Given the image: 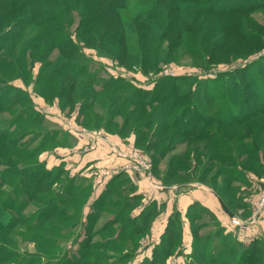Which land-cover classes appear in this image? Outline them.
<instances>
[{
    "label": "rangeland",
    "instance_id": "1",
    "mask_svg": "<svg viewBox=\"0 0 264 264\" xmlns=\"http://www.w3.org/2000/svg\"><path fill=\"white\" fill-rule=\"evenodd\" d=\"M23 1L20 0V3H23ZM255 1L128 0V5H123L120 12L127 17H131L134 22V19H137L133 27L137 35L133 38L132 43L135 47L141 45V49H137V53L146 52L149 55L153 54L154 57L149 60L150 65L155 59L160 61L159 66L153 69V71L151 68L143 66V61L138 55L134 58L138 59L141 64L129 65L127 62L128 58L119 61L113 57L117 55L114 50V45L102 44L97 41L94 45L89 46L86 44L89 37L85 38L86 40H83L84 42H79V38L76 37L77 29L81 21L76 11H69L68 17L66 16L67 20L64 19V22L71 24L69 29L73 33L77 46V50L73 53V56L77 57V59L72 63V67H75L76 71L84 70L89 72L84 76H79L77 86H81V88L77 87L74 89V102L68 104L60 89L63 84L64 86L71 85L70 93L74 85L67 81L66 76L55 80L50 87H47L45 84L43 85V80L40 85L38 84L40 76L46 79L48 73L56 66V61H52L51 59H48V61H40L38 55L30 61L27 56L23 60L24 63L20 62L21 70L19 71L15 68L9 75H5L7 69L0 63V73L1 75L4 74L6 81H8L5 85L0 83V99L4 93V91L1 92V89H6L10 86L18 89L16 92H12L11 100L5 101L4 111L0 113V128L4 129V135L1 138L6 152V156L4 157L6 164L0 167V183L2 182V189L5 194L9 195L11 192H16L17 194L16 200H11L13 229L9 234L1 233L0 244H4L8 250L11 248L14 249L15 253L20 254L17 260L11 258L6 261L7 264H142L146 259L145 257H151L153 247L157 243V241H151V236H154L151 232V227L148 230L149 238L148 236L142 235L141 238L136 237L133 240L120 239L117 241H114L113 235L117 233L118 229L108 239L109 234L95 236V229H91L98 228V226H95L94 222L89 221V227H86L84 213L86 215L90 210V205L95 202L92 199V193L95 189L93 185L95 182H93L91 177L86 178V182L84 183H80L79 181L74 183L78 190L80 189L85 192V196L75 198L72 202H68V198L63 199L69 193V184L65 183L68 174H70L69 170H64L65 172L56 184L57 188L55 190L47 191L50 185H52L51 183L60 176L61 168L66 167V163L57 162L54 159L56 153L60 151L67 154L77 153L78 155L73 158L79 161V164L84 165L90 159L88 158L90 153H84L85 150L102 144L100 140H103L101 141L103 143H108V139L120 141L117 143L120 147L117 146L119 149L116 152L119 156L123 157L122 155L127 154L122 150L131 149L130 144L132 142L130 143L129 141L134 139L132 144L134 152L141 153L151 163L150 170H148L151 174L149 178L159 184L158 186H176L179 190H184V187L189 182L191 184L195 182L197 185L201 184L209 188L216 197L217 195L211 185L215 188L226 186L229 190L227 194H224L226 198L229 197L232 202H237L238 200L244 201L249 206L250 201L255 197L257 192L264 188V176L259 177L251 173L243 174L239 168L237 152L240 153L242 151L243 145L247 143L251 144L250 139H243L241 142H238L236 138H230L232 134H225L232 141V145H230V148L234 151L232 153L228 150L224 132L216 130L218 131L216 133L212 127L205 130L204 134L209 133L211 135L207 139L199 138L183 143L184 139L179 130H167L165 132L162 130L164 126H168L167 120L170 119L172 121L174 118L176 119V116L181 112L180 108H176V116H169V118L167 116L164 119L161 116L162 108L159 103H153L151 106H146L145 103L154 99H151V97L157 96L155 89L157 82L159 84L160 80L169 77L177 78V83L184 81L186 84H184V89L187 91L193 78H198L199 82L197 83V87L198 89H202L206 86L207 82L218 76H223L222 83L225 80L228 82L231 81L234 78L233 72L240 71L244 67L251 66L250 71L247 70L248 73L256 75L255 73L258 67L254 66L253 63L263 61L262 63L264 64V4L262 5L260 3L258 6L256 4L252 5ZM259 1L262 2L264 0ZM241 3L246 6L252 5L253 8L246 9L242 13L227 11L220 13L214 11L219 7L225 9L232 7L234 4L240 5ZM185 4H188V6H196L198 4L199 7H208V12H213L217 15H204L205 13L202 10L199 11L198 9L190 7L184 8ZM204 9L207 10V8ZM181 10H189L187 13L197 16V21L199 22L198 24L194 19L189 21V24H187L188 29L182 33L183 37L181 41L174 42L177 39L174 41L170 39V36L165 33V27L155 28V31L149 37H141L138 25L140 22L149 18L150 15H156L159 19L156 27L162 24L164 17H168V14H172L170 20L176 25L179 23L175 22L174 19L179 14H182ZM37 19L34 18L32 21ZM166 20L163 22L164 26ZM203 22H206L204 24L206 27L209 26L207 30H205V26H203L205 28H201ZM179 25L183 26V24ZM230 26L239 27L242 30L250 31L259 36L253 37L251 41L246 42H244V39L241 41L236 40L235 37L230 35ZM191 29L199 31L200 34H203V31L205 34L206 31H209L210 36L224 32H228V34H225L222 39H215L216 51H214L213 58L204 60L203 56L199 58L198 53L189 50V48H198L201 44L197 36L193 35L194 32L193 34L190 33L192 31ZM179 32L176 29L173 36H178ZM39 35L40 31L35 25L29 28L27 32H24V35H21L19 39L9 40L6 35V37L4 36V40L1 38L0 51L3 49V53H9L11 45L21 46L25 42L29 43L24 41L26 36L28 38L35 37L39 39ZM45 37L47 36H42L39 43H42ZM93 42L91 41V43ZM177 45L181 46L178 47ZM202 46L204 45L201 44ZM157 47L160 49H156ZM172 47H177V49L170 51ZM131 60L132 63H135L134 59ZM47 64L50 65L47 66ZM262 73L264 74L263 71ZM228 74H230V77L227 76ZM95 79L97 80L96 83H94ZM82 84L92 87L100 84H109V89L116 92L113 96L115 99L113 98L111 103H108L107 100L103 103V106L109 111L103 112L101 114L102 117L97 114L95 116L97 123L94 126L84 125L85 113L90 111V109L86 110L85 107L86 104L94 102L93 108L98 111L99 102L90 100L92 94L91 96L89 92L85 94ZM208 84L211 85V83ZM257 85L260 87L255 86L258 88V93L255 96L264 95V75L263 77L257 76ZM179 98V102L185 104H189V100L191 102L195 101L201 107L200 111L206 116L212 115L213 117V115H217L219 117L217 114L218 111L207 107V101L200 94H197V97L192 95L186 97L184 95L183 97L179 96ZM218 99L220 102L224 99V92L217 95V102ZM15 101L17 104L11 110H8ZM115 102L118 105L117 107L114 106ZM257 104V101H253L251 110H255L260 114V109L255 106ZM122 105L124 107L120 108ZM113 109H118L119 111ZM115 113H121L122 116ZM131 113L135 114L133 125L129 121L131 119ZM98 116L106 120V126H102V122ZM147 118L153 124L150 129H147V135L141 140L142 142L135 146L138 133H135L134 125H137V123L145 125ZM180 123H184L183 120H180ZM202 124L204 123L200 121L199 128ZM175 133L177 134V138L170 142L168 137ZM242 133H244V136L250 134L246 130ZM5 134L7 136L12 135V137L8 138ZM154 135L157 136L153 140L162 142V147L170 146L168 148L170 150L169 154L165 152L161 155L164 156L167 154L166 159H163V161H159L161 156H158L161 148L154 147V149L149 150L150 146L147 140L154 137ZM89 137L92 140L89 142L90 144L87 141L85 142V139H89ZM260 138L263 141L264 135H261ZM11 141L16 144L17 150H12L11 147L5 146ZM215 141L218 144L214 147L219 151L220 156L212 158L208 153L213 148L209 146L205 149V143L209 144ZM79 142L82 143L81 147ZM93 142H95L94 145ZM33 151H37L34 156L32 155ZM195 152L197 155L194 154ZM175 153H180L184 159L179 160L182 168H179V170H181L182 175L177 179H173L171 182L162 183L163 176L165 177L170 170L168 164L170 162L169 159L173 158ZM209 158L212 160H209ZM45 161H47V165H45ZM55 164L59 165L58 169L54 168L53 165ZM247 164L253 168V163L250 162ZM91 168L88 167L90 173L92 171ZM123 170L132 169L126 166ZM205 172L208 173L204 177L203 173L205 174ZM261 172L263 173L264 171ZM184 174L186 176H183ZM121 175L124 174H118L116 177L119 178ZM215 175L217 176L212 183L211 180ZM202 178H204L203 181ZM55 191H63V195L61 194L63 198L56 199ZM121 193L129 195L128 191ZM144 193L147 196L149 195V193ZM94 199H96L95 196ZM217 199L220 201L218 197ZM69 200H72V198ZM140 203L141 198L135 199L133 205L126 210V214L140 206ZM168 203L172 204L171 201L163 204L168 205ZM163 204L162 206H164ZM220 204L228 216V222L226 224L221 221L223 223L221 225L224 226L223 232L220 231V226L216 224V219L202 209H200V211H203L202 219L196 220L193 225L196 228L197 224L202 225L199 229L202 235L200 242L203 243L206 238L210 239L211 242L208 250H211L213 246L217 247V244H219L222 248L221 254L224 252L226 255L235 246L241 253H244L255 239L262 241L264 246V221L250 231H242L240 228L231 224V219L238 215L235 205H233V208H236L234 211L229 207L228 211L224 203L220 201ZM118 209L108 207L103 211L101 210L99 213H102V217L98 225L100 224L99 226H102L104 221L112 217L113 213ZM198 209L196 208L195 211ZM54 213L56 215L53 217L52 215ZM71 214H74L75 217L71 216ZM262 220H264V216ZM77 222L80 225L75 229L73 226ZM219 231L221 232L220 238L213 241V236ZM184 244L185 242L183 243V248L181 245H177L179 247H176L175 255L168 259L166 264H194L190 258L194 249L193 242L191 247H188L189 244L186 246ZM186 248H191V251L188 253L184 250ZM126 254L128 256L123 257ZM211 255H216V253L212 252L210 253ZM218 255L221 257L220 254Z\"/></svg>",
    "mask_w": 264,
    "mask_h": 264
},
{
    "label": "trees",
    "instance_id": "2",
    "mask_svg": "<svg viewBox=\"0 0 264 264\" xmlns=\"http://www.w3.org/2000/svg\"><path fill=\"white\" fill-rule=\"evenodd\" d=\"M128 3V0H24L23 3H20V0H0V42L2 41L1 38L4 40V36L6 37V35L9 40L19 39L21 35H24V32H27V30L29 28H32V26L34 25L37 26L38 30L40 31V38H42V36L44 35L47 36L45 37V39H43L42 43H39L40 38H28V36H26L24 41H27L29 43L25 42L21 46L11 45L9 48L10 52L6 54L3 53L2 49L0 51V63L7 69L5 75H9V73L13 72L15 68L20 71V65L21 63H24L23 60L27 56L30 61H32V59H35L37 55L40 61H48V59H51L52 61H56V66L48 73L46 79L41 78L40 76L38 84L40 85L41 81L43 80V85L45 84L47 85V87H50L55 80L66 76L67 81L69 83L71 82L74 86L72 87L69 93L71 85L64 86L63 84L60 91L62 95L65 96L67 104L74 102L75 94L73 93V91L77 87L81 88V86H77L79 83V81L77 80L79 76H84L85 74H88L89 71H76L75 67H72V63L77 59V57L73 56V53L77 50V46L73 37V33L71 29H69L71 24H67V22H64L66 16L68 17L69 15V11H76V13L79 15V20L81 21V23L79 24V28L77 29L76 37L79 38V42H84L83 40H86L85 38L89 37L88 42H86V44L89 46L94 45V43H96L97 41L98 43L102 44L114 45V50L117 55L113 57H115L119 61H123L125 58H128L127 62L129 63V65L141 64L138 59L134 58L138 55L143 61V66L149 67L153 71V69L159 66L160 61L158 59H155L150 65L149 60L154 57L153 54L149 55L146 52L137 53V49H141V45L135 47V45L132 43L133 38L137 35V32L133 29V27L135 26V22H137V19H134V22L131 17H127L126 15L120 12L122 6L125 4L128 5ZM260 3L263 5L264 1L260 2L259 0H256L252 5L256 4L258 6L260 5ZM252 5L246 6L243 3H241L240 5L234 4L232 7H228L225 9L219 7L214 11L220 13L224 11L242 13L246 9L248 10L250 8H253ZM189 7L198 9L199 11L202 10V12L205 13L204 15L207 16L217 15L216 13L208 12V7H199L198 4L196 6H188V4H185L184 8ZM204 8H207V10H205ZM181 11L182 14H179L174 19V21L179 24H183V26H180L179 24L175 25V23L170 20V16L172 14H168V17H164L162 24L156 27V23L159 19L156 17V15H150L149 18L140 22L138 25L141 37H149L152 35L151 33L155 31V28L165 27V33L170 36V39H172L173 41L177 39L174 42L181 41L183 37L182 33L187 31V24H189V21L191 19L197 21V16L187 13V11L189 10ZM34 18L38 19L32 21V19ZM165 19L167 20L164 26L163 22L165 21ZM204 24H206V22H203L201 28L206 27V25ZM208 28L209 26H207L205 30H207ZM176 29H178L180 32L178 36L175 35L174 37L173 34H175ZM191 30L192 31H190V33L193 34L194 32L193 35L197 36L199 42L204 46L201 47L200 44V47L189 48V50L193 51L194 53H198L199 58L200 56H203L204 60H206L207 58H213L214 51H216L215 39H222L224 38L225 34H228V32H224L216 33V35L210 36L209 31H206V34L204 31L203 34H200L199 31H194L193 29ZM229 31L230 35L232 37H235L236 40L241 41L244 39V42L251 41L253 37L259 36L258 34H254L250 31L242 30L239 27L230 26ZM91 41L94 42L91 43ZM180 46L181 45H179L178 47ZM156 49L160 48L157 47ZM175 49H177V47H172L170 51H175ZM131 59H134L135 63H132ZM262 62L263 61H256L255 63H253L254 66L258 67L255 74L259 77H263L264 75L262 73V71L264 72V64ZM49 65L50 64H47V66ZM250 69L251 66L244 67L240 71L233 72L234 78L229 82L225 80L222 83L223 76H218L215 79L207 82L206 86L202 89H198L197 87V83L199 82L198 78H193L191 80V85H189V87L187 88V91L184 89V86L186 85L184 81L177 83L178 79L175 77L162 79L160 80L159 84L157 82V86L155 88L157 91V96L151 97V99H154L149 102H146L145 105L151 106L153 103H159L162 108L161 116L164 119L167 116L168 118L169 116H176V108H180L181 112L176 116V119L174 118L172 121H170V119L167 120L168 126H164L162 130L164 132L167 130H179L181 132L179 133L184 139L183 143H185V141H193L199 138L207 139L211 135L209 133L204 134L205 130L212 127L214 128L216 133H218V131L216 130H221L224 132V135L227 133L232 134L230 138H236L238 142H241L243 139H250L251 144L247 143L243 145L242 151H240V153L237 152L239 168L243 174L251 173L259 177H263L264 172L262 173L261 171H264V140L262 141L260 137L261 135H264V95L255 96L258 93V88L255 87L258 86L257 76L248 73L247 70L250 71ZM5 75H1L0 73V83L4 85L8 83V81H6V78L4 77ZM227 76L230 77V74H228ZM96 82L97 80L95 79L94 83ZM208 83H211V85ZM83 87L85 94H87V92L90 93V96L92 94L90 100L100 103H98V111L93 108L94 102L86 104L85 107L86 110L90 109V111L88 113H85V121H83L84 125L94 126L97 123V119L95 116L99 114L102 117L101 114L103 112L109 111L103 106V103L106 102V100L108 101V103H111L114 98L113 96L116 94V92L114 90L109 89V84H100L95 87H92L90 85H83ZM17 90L18 89L14 86H10L6 89H1V92L4 91V93L2 94L0 99V113L4 111L5 101L11 100L12 92H16ZM222 92H224V99L221 102L218 99L217 102V95L221 94ZM197 94H200L205 98L204 100L207 101V107L218 111L217 114L219 115V117L217 115H213V117L212 115H204V113L200 111L201 107L197 103H195V101L191 102L189 100V104L179 102V96L183 97L185 95L186 97H188L192 95L197 97ZM253 101H257L258 104L255 106L260 109V114H258V112H256L255 110H251V105ZM16 104V101L13 102L12 107L8 108V110H11V108H13V106H15ZM114 106H118L116 102ZM123 107L124 105H122L120 108ZM113 110L119 111L118 109ZM115 114L122 116L121 113ZM134 115L135 114L131 113V119H129V121L132 122V125L134 124ZM101 117L98 116V118H100V121L102 122V126H106V120ZM140 117L142 116L140 115ZM180 120H183L184 123H180ZM200 121H202L204 124H202L199 128ZM152 124L153 123H150L147 118L145 125H142V123H137V125H134V130H136L135 133H138L137 139L135 141V146L142 142L141 140H143V138L147 135V129H150ZM241 129L243 131H249L250 134L244 136V133H242L243 131ZM3 130V128H0V167L6 164L4 162V160H6L4 158L6 156V152L4 150V143L1 138L4 135ZM155 136L157 135H154V137H151L147 140V143L150 146L149 150L154 149V147L161 148V152L158 155L159 157L162 155V153L165 152L169 154L170 150H168V148L170 146H167L165 148L162 147V142L153 140ZM7 137L11 138L12 135H8ZM176 138V133L168 137L170 142H172ZM226 142L228 150L233 153V149L230 148V145H232V141L228 137H226ZM205 144V149H207L209 146L213 148L208 153L210 154V157L215 158L220 156L219 151L214 147L218 144V142L215 141L210 142L209 144ZM5 146L11 147L12 150H17L16 144L13 141H11L8 145ZM36 152L33 151L32 155L34 156ZM167 154L161 156L159 161H163V159H166ZM194 154L197 155L196 152ZM181 159H183V157L180 153H175L173 155V158L169 159L170 162H168V164L170 166V170L168 174L165 175V177L163 176V181H161L162 183L171 182L173 181V179H177L179 176L182 175L181 170H179V168H181V163L179 162V160ZM209 160L212 159L209 158ZM250 162L254 164L253 168L247 164ZM45 165H47L46 161ZM58 166L59 165H55L54 168L58 169ZM64 170H66L65 167L61 168L60 176L57 177V179L51 183L52 185H50V188L47 191L53 189L55 190L57 188L56 184L60 180L62 174L65 172ZM207 173H203L204 177L207 175ZM183 176H186V174H184ZM216 176L217 175H215L212 180L210 179L212 183ZM203 179L204 178H202V181ZM65 183L69 184V193L67 194L68 196L63 198L61 196V194L63 195V191H55L56 199L68 198L67 201L72 202L75 198L85 196V192L83 190H78V188L75 187L74 183L76 182L74 181V178L70 176V174H68ZM2 186L3 185L1 182L0 235H2L1 233L9 234L13 229V220L11 219V200H16L17 197L16 192H11L9 193V195L5 194V192H3ZM211 186L213 187V190L219 200L224 203V206L227 210L228 207L232 208L233 211L237 208L236 213L239 210H244V213H247L248 203H244V201L240 200H238L237 202H232L230 201L229 197H225L224 194H227L229 192L226 186H221L219 188H215L213 185ZM121 189L122 187L119 188L118 185L113 188H108L104 195L106 199L101 201H95L90 205V210L87 212V214L85 215L84 213V222L85 224H87V228L89 227V221L94 222V225L98 226V228L91 229H95V236L109 234L108 239H110L111 235L114 234L117 229V233L113 235L114 241L120 239L133 240L136 237L141 238L142 235H148V230H150L152 221L157 213L155 209V204L153 205V203H151L147 207V209L145 208V211L139 216L131 217L130 212H127L128 214H126V210H128V208L133 205L135 197L122 194ZM71 198L72 200H69ZM233 205H235L236 208H233ZM108 207L119 209L116 211L117 213H113L112 217H109L107 221H104L102 226H99L100 224L98 225V222L102 217V213L99 212H101V210H105ZM196 208L199 209L195 211ZM200 209L208 212L209 215L213 216L216 219L215 222L217 225L220 226L221 232H223L224 228V226L221 225L222 223L217 218V216L210 209L203 207L199 202H194L189 207L188 212L186 213V217L190 222L193 237L194 249L190 258L194 262V264H264V246L262 241H259L258 239L253 240L244 253H241V251H239L235 246L231 248L226 255L224 252L221 254L222 248L219 246V244H217V247L213 246L211 250H208V246L211 240L206 238L203 243L200 242L202 239V235L199 232V229L202 227V225L197 224V228L195 226L193 227L194 222L196 220H200V218L202 219L201 216L203 215V211H200ZM55 215L56 214L54 213L52 216L54 217ZM71 216L75 217L74 214H71ZM263 216L261 217V219L263 218ZM79 225L80 224L78 222L74 223L73 228L76 229L79 227ZM220 231L213 236V241H216L220 238ZM182 233V215L179 211H174L169 217V220L164 229V232L160 237L159 242L156 243L153 247L151 257H145L146 259L142 262V264H166L168 259L175 255V249L179 247L177 245L182 246ZM126 235L128 236L126 237ZM222 243L224 244V242ZM212 252L216 253V255L210 256V253ZM218 254H220L221 257ZM18 256H20V254L15 253L14 249L10 248V250H8V248L4 246V244H0V264H7L6 261L11 258H15V260H17ZM127 256V254L123 255V257Z\"/></svg>",
    "mask_w": 264,
    "mask_h": 264
},
{
    "label": "crops",
    "instance_id": "3",
    "mask_svg": "<svg viewBox=\"0 0 264 264\" xmlns=\"http://www.w3.org/2000/svg\"><path fill=\"white\" fill-rule=\"evenodd\" d=\"M84 139V138H83ZM89 140V141H88ZM108 143H103L100 140V145L96 147H91V149L87 148L84 153H90L88 162L84 165L79 164V161H76L75 158L77 153H62L61 151L59 153H56V156L54 159L57 162H64L66 163V170L70 171V175L72 178H74V181L77 183L78 181L80 183L86 182V178L91 177L93 179L94 183V191L92 193V199L94 201L98 200H104L106 197H104L106 191L108 188L116 187L117 185L119 188L122 187V192H129V196L137 198H141V209L140 206H138V210L132 209L130 212L131 217H136L141 214V212L145 208L149 206L148 204L153 203L155 204V209L157 211L152 224H151V232L154 236H151V241H158L160 240V237L162 233L164 232V229L167 225V222L169 220V217L173 213V211H179L182 215V219L184 221V228H183V243L185 242L184 246L189 244L188 247H191L193 242L190 222L188 218L186 217V213L188 212L189 207L194 202H199L204 207L210 209L217 218L222 221L224 224L228 222V216L226 215V212L222 205L220 204V201H218L215 194L206 186H203L201 184H195L193 182H189L186 187H184V190H179L176 186H158L154 180H150V172L148 170H142V171H132V170H123L126 166L130 164V161L128 158H124L119 156V154L116 152L118 151L119 146L117 143L120 141H115L108 139ZM89 143L91 138L85 139V142ZM116 142V143H113ZM130 143L134 142V139H131L129 141ZM80 143V147L82 146V143ZM90 144V143H89ZM127 150H122L125 154H130L134 152V147ZM87 147V146H85ZM120 147V146H119ZM79 151V149H78ZM75 154V155H74ZM47 163V161H46ZM93 163H95L93 165ZM56 165V164H55ZM53 165V166H55ZM58 165V164H57ZM52 166V167H53ZM88 167L91 168L88 170ZM78 168V169H75ZM123 173L124 175H121L119 178L116 176L118 174ZM95 174V175H94ZM124 178V179H122ZM85 180V181H83ZM83 181V182H82ZM96 186V187H95ZM144 192L149 193L147 196ZM91 194V193H90ZM94 196L96 199H94ZM106 201V200H105ZM172 202V204L164 205L163 203L166 202ZM174 201H176L174 203ZM162 204L164 206H162ZM177 208V209H176ZM143 211V212H144ZM262 220L259 222V224L262 223ZM222 223V224H223ZM148 236V235H147ZM150 236H148L149 238ZM183 248V244H182ZM188 253L191 251V248L184 249Z\"/></svg>",
    "mask_w": 264,
    "mask_h": 264
},
{
    "label": "built area",
    "instance_id": "4",
    "mask_svg": "<svg viewBox=\"0 0 264 264\" xmlns=\"http://www.w3.org/2000/svg\"><path fill=\"white\" fill-rule=\"evenodd\" d=\"M95 142H93L94 145ZM130 159L128 168L134 171L150 170L151 163L139 152L130 155H122ZM264 214V188L260 189L257 195L250 201L247 213L239 210L238 215L231 219V224L242 231H250L256 227Z\"/></svg>",
    "mask_w": 264,
    "mask_h": 264
}]
</instances>
